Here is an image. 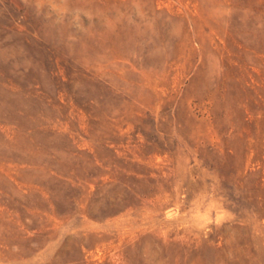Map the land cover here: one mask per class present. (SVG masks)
I'll return each instance as SVG.
<instances>
[{"label":"rangeland","instance_id":"1","mask_svg":"<svg viewBox=\"0 0 264 264\" xmlns=\"http://www.w3.org/2000/svg\"><path fill=\"white\" fill-rule=\"evenodd\" d=\"M0 264H264V0H0Z\"/></svg>","mask_w":264,"mask_h":264}]
</instances>
